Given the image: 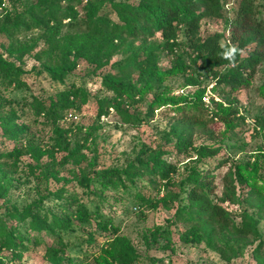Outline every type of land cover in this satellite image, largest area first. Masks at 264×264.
<instances>
[{
  "label": "trees",
  "instance_id": "1",
  "mask_svg": "<svg viewBox=\"0 0 264 264\" xmlns=\"http://www.w3.org/2000/svg\"><path fill=\"white\" fill-rule=\"evenodd\" d=\"M256 1L33 0L20 13L6 12L0 19V37L8 41L0 51V111L6 108L11 111L6 121H17L15 116L20 115L21 118L28 113L33 120L43 118L52 126L60 146L63 144L60 140L67 136V132L60 128V122L65 121L68 115L79 114L82 106L92 100L83 88L65 83L78 61L84 60L94 71L100 70L109 65L113 56L128 47L129 54L111 64L115 72L101 77V86L111 96L96 101V116L106 118L112 112L125 124L139 125L141 117L129 110L138 109L143 95L149 91L155 92L154 99L142 119L152 120L153 112L162 106H169L177 114L163 136L164 146L144 148L141 158L137 157L125 172H99L98 175H102L99 187L125 191L128 181L132 183L135 179L141 182V188L128 193L140 212L170 209L176 205L173 222L185 221L187 225L179 233L182 243H206L212 248L217 245L221 254L233 258L246 240L257 241L260 238L255 220L249 215L244 214L243 222L237 224L221 206L223 203H237L236 192L244 185L256 186L253 180H249V166L229 165L232 172L223 177L222 196L215 202L213 176L209 169L201 172L194 166H184L187 175L176 184L174 175L177 168L167 159L178 154H193L203 160L215 158L218 149L193 146L194 132L214 120L227 125L233 121L244 122V118L238 115L235 93L251 85L260 61L258 50L261 42L254 37L264 38V18ZM226 12H230L233 19L226 18L225 32L201 34L203 20L221 18ZM232 24L237 28H248L253 36L236 37L230 32ZM30 32L36 33L35 37L26 43L20 42L18 37ZM71 34L75 40L70 43L68 36ZM156 35L158 42H153ZM137 41L138 45L133 46L132 43ZM253 42L255 45L250 48L249 44ZM19 53L32 54L36 58L40 75L49 84L48 89H42L37 96L32 94L30 100L20 102L18 115L14 101L6 100L1 93L28 89L21 67L10 60ZM160 54L171 58L170 68L158 67ZM173 76H182L185 84L196 88L190 100L165 98L167 88L163 86L164 80ZM204 76H209L213 84L208 89L212 91L211 96L226 97L229 99L227 106L215 102L213 97L208 102L218 109L213 111L205 106ZM255 123L252 128L262 135L263 120L258 118ZM91 135L89 132L88 137ZM7 139L14 144L10 150L0 149V160L15 159L20 153L17 146L22 140H18L16 135ZM165 146L169 150H165ZM227 163V159H219L214 166L219 168ZM88 182L89 177L84 176L82 184L86 189ZM173 186L178 190H169ZM146 188L154 189L155 194L145 192ZM46 200L52 201L49 208L43 207ZM244 200L255 209L258 217H262L264 200L260 195L251 190L245 194ZM140 215L144 218L143 214ZM5 218L15 225L6 222ZM91 227L86 238L77 244L67 237ZM42 234L49 236V244ZM169 235V229L156 228L144 233L143 238L148 246L159 247L157 241L163 239L169 243ZM97 237L101 240L97 241ZM78 245L88 255L86 261L79 264H135L138 261L136 250L110 216L99 209L89 211L84 204H79L75 194L66 190L43 196L20 212L14 210L0 214V252L20 255L40 246L49 264H77L76 260L69 258L68 250ZM252 254L255 264H264V240L260 238Z\"/></svg>",
  "mask_w": 264,
  "mask_h": 264
},
{
  "label": "rangeland",
  "instance_id": "2",
  "mask_svg": "<svg viewBox=\"0 0 264 264\" xmlns=\"http://www.w3.org/2000/svg\"><path fill=\"white\" fill-rule=\"evenodd\" d=\"M1 1L0 19L6 12L20 13L33 3V0ZM256 2L259 3L258 9L264 18V0ZM226 18L233 19L230 12L224 13L218 19L203 20L201 34L206 36L225 32ZM230 32H233L236 37L250 34L253 36V32L249 33L248 28H237L233 24ZM35 34L30 32L26 36H19L18 39L26 43L34 38ZM72 35L68 36L70 43L71 40H75ZM254 40L261 42L258 50L259 64L255 68L251 85L235 93L238 115L244 118V122L233 121L227 125L214 120L194 132L193 146L202 145L218 149L219 153L215 158L203 160L193 154H178L167 159V162L173 163L177 168L174 175L176 184L187 175L184 166H194L201 172L209 169L213 176V200L215 202H218L222 196L223 177L232 172L229 170V165H248L249 180H253L256 186L244 185L236 192L237 203H223L221 206L237 224L243 222L244 214L249 215L255 220L256 231L264 240V214L258 217L254 213L255 209L244 200L245 194L251 190H254L264 200V131L262 135H258L252 128V124H256L255 121L258 118H261L264 123V38L259 36L254 37ZM152 41L158 42V36L156 35ZM7 45L8 41L0 37V51ZM132 45L137 46L138 41L133 42ZM254 45L253 42L249 44V47ZM128 54L129 49L125 47L110 59L108 66L95 71L84 60L78 61L77 67L65 83H74L76 87L83 88L92 100L82 106L75 119L67 118L60 122V128L67 132L66 138L60 140L63 141L60 146L57 145V137L52 126L45 123L43 118L33 120L31 113L19 118L18 105L20 102L30 100L32 94L37 96L42 89H48L49 81L40 75L39 63L32 54L28 53L15 54L10 59L21 67L24 74L23 80L28 85V89H13L1 93L6 100L14 101L13 106L19 117L15 116L17 121L12 119L6 121L11 111L7 108L0 111V149L10 150L13 147L14 143L7 139L11 135L18 136V140L22 141L21 147L17 146L20 153L15 159L0 160V214L5 215L6 211L14 210L20 212L37 203L43 196L66 190L75 194L79 204H84L89 211L99 209L103 214L112 218L113 223L120 229V233L129 239L136 250L138 261L135 264H255L252 251L260 238L257 241L246 240V244L238 248L237 255L228 258L218 251L217 245L212 248L206 243L190 245L180 241L179 233L186 229L187 225L185 221L173 222L176 205L170 209L159 208L155 211L140 212L138 205L132 201L128 193L141 188V182H136L135 179L132 183L128 181L125 191L122 188L99 187L98 182L102 177L98 175L99 172L103 170L125 172L137 157L141 158L144 148L164 146L163 136L168 131L171 119L177 114L171 111L169 106H162L153 112L152 120L142 119L147 107L154 99L155 92L149 91L143 95L138 109L129 110L130 113L141 117L139 125L125 124L112 112L105 119L96 116L98 109L96 101L111 96L101 86V77L107 73H114L116 69H112L111 64L124 59ZM243 56H245L244 53ZM157 64L159 68L167 69L171 67L172 60L160 54ZM203 81L207 93L205 102L203 101L205 106L213 111L218 109L208 102L210 97H213L215 102L227 106L229 99L226 97H219L216 94L211 96L212 91L208 90L212 86L209 76H204ZM163 86L167 88L165 98L190 100L196 91L195 87L184 83L182 76H173L164 80ZM89 132L92 134L91 137H88ZM85 139L87 141L84 142ZM164 149L169 150L167 146ZM224 158L228 160L227 165L215 168L216 160ZM84 176L89 177L88 189L82 184ZM169 190L177 191L178 187L173 186ZM145 192L155 194V190L151 188H146ZM50 202L52 201L46 200L43 207L49 208ZM140 214H143L144 218H141ZM5 220L12 223L8 221V218ZM12 224L15 225V222ZM156 228L170 230L169 243L163 239L157 241L159 247L157 245L148 246L145 243L143 234ZM89 229L91 230L92 227L83 228V231L78 230L67 237L76 241L77 244L86 238ZM42 235L45 242L49 244V236ZM100 240L101 238L97 237V241ZM148 242H151L149 238ZM229 243L235 245L232 241ZM82 247L78 245L68 250L69 258L76 260L77 264L85 262L88 258V255L82 252ZM0 264L49 263L43 256L42 248L37 246L34 250L23 252L20 255L2 251L0 252Z\"/></svg>",
  "mask_w": 264,
  "mask_h": 264
},
{
  "label": "built area",
  "instance_id": "3",
  "mask_svg": "<svg viewBox=\"0 0 264 264\" xmlns=\"http://www.w3.org/2000/svg\"><path fill=\"white\" fill-rule=\"evenodd\" d=\"M206 95H207V93H205V95H204V98H203V101L204 102H205ZM110 111H111V109H110ZM68 118H74L75 119L76 118V115H74V114L68 115ZM101 119H105V117L104 116H101Z\"/></svg>",
  "mask_w": 264,
  "mask_h": 264
}]
</instances>
